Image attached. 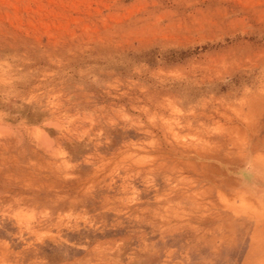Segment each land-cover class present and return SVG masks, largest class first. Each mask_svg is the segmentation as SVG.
<instances>
[{
  "label": "rangeland",
  "instance_id": "374dc122",
  "mask_svg": "<svg viewBox=\"0 0 264 264\" xmlns=\"http://www.w3.org/2000/svg\"><path fill=\"white\" fill-rule=\"evenodd\" d=\"M0 264H264V0H0Z\"/></svg>",
  "mask_w": 264,
  "mask_h": 264
}]
</instances>
